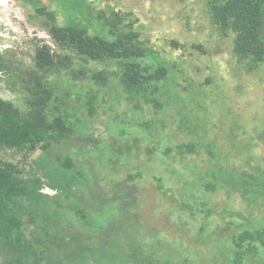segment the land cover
Segmentation results:
<instances>
[{
    "label": "trees",
    "instance_id": "1",
    "mask_svg": "<svg viewBox=\"0 0 264 264\" xmlns=\"http://www.w3.org/2000/svg\"><path fill=\"white\" fill-rule=\"evenodd\" d=\"M19 1L29 20L50 36V44L36 43L30 62L0 53V74L18 101L0 96V264H193L184 256L176 259L175 246L170 256L141 245L131 228L121 230L140 191L139 173L119 176L120 168L109 159L113 180L106 181L102 168L81 154L95 144L89 118L104 106L110 119L121 113L102 97L111 86L130 105L123 103L124 113L139 112L147 120L137 124L141 130H157L155 135L146 131L156 144L148 143L146 150L155 153L157 169L169 159L180 167L200 161L204 169L212 168L217 158L221 161L215 184L198 177L199 186H192L191 195L184 182H175L169 193L163 174L145 183L144 190L155 187L160 208L165 200L177 203L167 211L166 223L172 211L180 210V216L189 210L193 217L206 216L205 227L198 229L204 234L211 223L207 218L217 215L213 202L220 191L226 193L225 205L240 197L249 209L253 193L248 188L253 187L259 195L252 198L258 203L252 211L264 204V128L251 130L237 123L235 138L248 143L235 158L225 152L226 160L217 154L218 138L194 134L179 124L165 97L170 73L180 69V81L194 82L175 58L153 45L138 14L123 8L120 0ZM198 1L213 30L231 40L236 70L258 74L264 88V0ZM81 84L88 89L75 98L72 87ZM6 151L21 159L5 160ZM152 158L148 166L154 164ZM173 173L185 177L177 169ZM192 200L201 201L200 210H193ZM232 209L239 216L240 210ZM259 244L264 246V229L235 234L233 263L242 264Z\"/></svg>",
    "mask_w": 264,
    "mask_h": 264
},
{
    "label": "rangeland",
    "instance_id": "2",
    "mask_svg": "<svg viewBox=\"0 0 264 264\" xmlns=\"http://www.w3.org/2000/svg\"><path fill=\"white\" fill-rule=\"evenodd\" d=\"M120 2L123 8L133 10L139 15L150 31L153 45L167 52L172 60L175 58L174 60L178 61L177 65L180 64L179 67L186 69V74L194 82L180 81V69L171 71L165 97L174 119L185 128H190L194 134L209 133L214 139L218 138V146L214 144L217 154L228 160L225 153L228 152L235 158L241 147L248 143V139L235 138L237 123L240 122L251 130L264 128L262 95L264 88L259 83V75H247L236 70L231 40L213 30L204 7L198 0H120ZM36 43L50 44V36L29 20L28 10L19 0H0V53L7 59H23L30 62ZM85 88L88 89L82 84L72 87L73 96L77 98L82 95ZM113 89L112 86L106 88L102 97L107 99L108 105L113 107L117 105L116 111L121 113L117 118L110 119L109 110L104 106L99 110L98 116L92 120L89 118L95 144L90 148H83L81 154L102 168L99 170L102 177L107 176L106 181L113 180L111 177L114 170L111 171L107 166L110 160L115 163L116 168H120L119 176L130 171L140 174V179L137 180L140 191L134 205L129 208V214L125 216L121 230L127 231L131 228V231L139 236L137 241L141 245L149 249L158 248L160 252H166L170 256L172 246H175L176 259L183 260L181 256H184L190 258L193 264H234L235 252L231 249L233 236L242 230L253 232L264 229V204L252 211V208L258 205L252 202V198L256 199V195H259L257 190L253 187L248 188L253 193L249 200L250 210L242 203L240 197H233L236 202L225 205L226 193L218 192L219 195H216L213 202V206L218 209L217 215L207 218L211 223L202 235L198 233V229L202 225L205 227V215L193 217L188 210L178 216L181 211L178 213L174 210L169 214L170 222L166 223L164 219L167 218V211L170 212L177 203L164 199L165 203L160 208L158 195L157 197L156 194L153 195L155 187L149 191L144 190L145 183L150 182L152 177L155 178L157 173L163 174L164 186L170 190L169 193H173L172 186L175 182H184L191 195L192 186H199L198 177L204 178L203 182L215 184L214 178L221 174V161L217 158L212 168L204 169L202 165L200 166V161L193 163L189 160L191 165L189 163L180 167L173 165V159L162 158L164 161L167 160L166 165L157 169L155 153L151 156L146 150L147 145L156 146L155 143L152 144V138L146 135V131L148 133L151 131L155 135L157 130L154 126L146 131L141 130L137 124L147 120L139 112L124 113L126 102L118 94L116 96ZM0 96L18 103L16 95L7 87L1 74ZM126 105L130 106L129 103ZM142 136L144 138H141ZM38 155L39 152L32 158ZM149 157H153L151 161L154 164L151 166L146 164ZM3 158L17 161L21 159V155L6 151ZM176 169L185 177L173 176L175 175L173 170ZM232 181L236 186L237 177L234 176ZM153 184L157 187L155 181ZM45 192L53 193L51 190ZM179 199L185 198L181 196ZM195 202L192 200V204L195 205L193 210H200L201 201L196 204ZM262 203L264 202L260 204ZM164 204L168 205L167 209L164 208ZM231 205L240 210V217L235 214ZM226 212L229 214H225ZM164 221L167 225H162ZM225 226L231 228L225 231L223 228ZM193 235L197 236L196 239ZM257 247L256 252L248 254L245 260L243 258L242 264H264V246L259 244Z\"/></svg>",
    "mask_w": 264,
    "mask_h": 264
}]
</instances>
